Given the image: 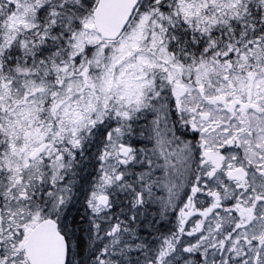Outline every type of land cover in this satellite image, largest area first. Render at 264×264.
I'll use <instances>...</instances> for the list:
<instances>
[{
    "label": "snow or ice",
    "instance_id": "1",
    "mask_svg": "<svg viewBox=\"0 0 264 264\" xmlns=\"http://www.w3.org/2000/svg\"><path fill=\"white\" fill-rule=\"evenodd\" d=\"M0 264H264V0H0Z\"/></svg>",
    "mask_w": 264,
    "mask_h": 264
}]
</instances>
